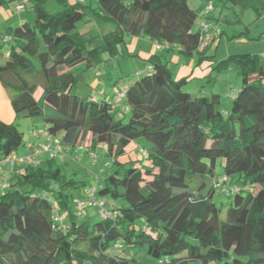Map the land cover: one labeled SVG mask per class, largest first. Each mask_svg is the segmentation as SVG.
I'll return each mask as SVG.
<instances>
[{"label":"trees","instance_id":"trees-1","mask_svg":"<svg viewBox=\"0 0 264 264\" xmlns=\"http://www.w3.org/2000/svg\"><path fill=\"white\" fill-rule=\"evenodd\" d=\"M25 1L33 20L10 26L7 42L3 37L0 43V50L7 45L0 84L11 93L14 114L13 122H0V160L25 145L16 124L21 118L43 122L50 136L75 152L104 147L109 161L96 175V196L116 215L77 216L76 193L91 186L67 177L56 158L45 168L27 165L0 194V264H137L128 252L140 249L159 264H264L260 57L231 55L217 64L206 55L210 43L198 51L200 33L192 29L198 16L188 0H57L63 5L57 15L45 12L47 0ZM87 10L114 27L89 50L93 38L76 30ZM128 37L167 46L147 59L150 72L136 73L139 79L109 100L102 92L72 93L105 54L130 57ZM173 54L196 56L211 72L233 66L241 83L228 93L230 109L222 108L218 95L184 92L189 81L175 80L169 69ZM116 93H124L122 105L113 102ZM219 159L224 165L216 176ZM222 177L226 181L214 187ZM231 177L234 187L225 192L233 197L222 222L213 196Z\"/></svg>","mask_w":264,"mask_h":264},{"label":"rangeland","instance_id":"rangeland-1","mask_svg":"<svg viewBox=\"0 0 264 264\" xmlns=\"http://www.w3.org/2000/svg\"><path fill=\"white\" fill-rule=\"evenodd\" d=\"M75 1L81 2L84 0H69V2ZM244 1L245 2H242L241 5H234L229 0H188L190 8L194 10L198 16V19L193 24L192 29L194 31L199 30L200 22L202 17H204L205 6L209 2L213 6V11L206 20H208V23L211 25V30L219 28L220 26L222 32V34H220L221 39L217 41L218 44H212L211 49V55H214V60L217 64L227 61V57L230 55L251 52L249 49H246L248 48V44H243V41L250 40V38H246L245 36V27L249 28L250 25H252L254 29L250 32V35L254 36L252 38L261 36L264 41V0ZM20 5L23 6V9L18 12L17 7ZM42 6L45 12L51 15H57L63 10V5L57 0H47ZM33 18L32 5L29 2L25 0H3V3L0 6V43L10 26L17 23L31 22ZM217 21H219V26L217 25ZM113 28L112 24L105 23L92 16L89 10L86 11L84 20L79 22L76 26V30L79 33L89 34L93 38L94 42L88 45L87 50L99 46L101 43V35L108 33L113 30ZM259 31L260 33L263 32L260 34ZM1 50L4 54L7 50V45H2ZM262 50L263 48L261 49V52H264V50ZM104 56L105 61L100 64L101 68L100 66H97L96 68L84 72L83 80L73 87L72 93L79 96H84L86 93H94L97 95L96 90L98 88L103 92L111 87L113 88V92H117L128 86V82H130L129 84H132L139 79V77L136 76L135 71L144 68L142 65L143 63L140 62L139 59H134V57H128L127 55L121 54L112 58L108 54H105ZM3 60V58H0V62ZM171 65L169 64L170 70L172 69ZM107 76L111 78L109 82L106 80ZM94 79L99 85L95 87L96 89H91L88 84ZM240 83L241 78L238 71L233 66L228 69L224 66L220 71H213L211 81H208V79L203 80V82L198 80L193 81L190 85L185 86L183 91L195 96L209 97L212 94L218 95L220 96L222 108L224 110H229L232 100L228 96V93L236 90L240 86ZM201 88H203L204 91H201ZM35 98L38 99L39 95H35ZM117 105H122V103H117ZM16 124L18 130L22 133V144H27L29 142L34 144V149L30 152L32 155L33 152L37 151L46 141L41 135V132H43V122H35L29 118H21L16 120ZM33 132L39 135L37 140L31 137ZM139 143L140 146L145 149L148 147L147 143L144 141H140ZM86 148L97 155L96 161L87 160L86 162V159H82L81 152L73 154L74 157L67 156L64 159L61 157L59 158L58 156L56 157V160L61 162L62 165H65V169L62 171L67 177L72 175L78 176L79 178H83V180H85L90 186H93L95 185L94 177L98 175L100 178L101 171L109 160L107 157V151L104 147L97 146L95 150H92L90 147ZM128 149L132 148L130 147ZM49 158L50 157L44 153L37 154L36 156L34 155L36 161L42 162V168H45ZM223 165L224 161L219 159L214 170L216 176L222 174ZM233 181L234 178L231 177L228 185L222 189L216 190L213 196V202L220 209L219 220L222 222L225 221L226 212L233 197V192L229 191L230 194L227 195L225 189L227 187H231L232 189L234 187ZM86 189L87 188L79 190L76 193V196L83 200ZM85 215V218L91 219L97 216V212H94L92 209H87ZM128 253H130L129 255L134 256L137 264H159L155 259L147 256L145 249ZM127 257L129 258L130 256Z\"/></svg>","mask_w":264,"mask_h":264},{"label":"crops","instance_id":"crops-1","mask_svg":"<svg viewBox=\"0 0 264 264\" xmlns=\"http://www.w3.org/2000/svg\"><path fill=\"white\" fill-rule=\"evenodd\" d=\"M242 2H245V1L243 0ZM242 2L239 4H235V5H241ZM189 6H190V4H189ZM217 25L219 26V21H217ZM244 29H245L244 32H245L246 38H250V40L249 41H247V40L243 41L244 42L243 44H248V46H247L248 48H246V49H249L251 52H243L240 54H233V55H242V54L257 55L262 60L263 66H264V52H261L262 48L264 50V41L262 40L263 37L260 36L257 38H252V37H254V36L250 35L251 30H254L252 25H250L249 28L245 27ZM212 31H215L219 35L222 34V32L220 30V26H219V28H215ZM260 31H259V33H260ZM7 32H8V30L6 31L4 37L6 36ZM233 36H231V37H233ZM1 43H2V40H1ZM214 43L218 44V42L215 40H213V42H211L209 44V47H208L207 52H206L207 56L211 55L212 44H214ZM253 49H256V50H253ZM127 52L130 53V55L133 56L134 59H139V61L143 63L142 65L144 66V68L142 70H136L135 71V74H136L138 72L149 73L150 67L148 65L147 59L153 54H159L160 50H157L155 48L153 42L150 41L148 38L128 37L127 38ZM4 54L2 53V50H0V58H3ZM170 60H171L170 65L172 64L171 65L172 69L170 70V72H171L172 77L175 80H180L182 78H186L189 81L187 83V85H190L193 81H196V80L203 82V80L208 79V81H211V77L213 75V72H211V68L208 66L209 65L208 62L203 61L202 63L198 64V61H197L198 59L196 56H193L192 58H185V57H181L177 54H173L171 56ZM0 64H3V61L0 62ZM100 68H101V66H100ZM110 79L111 78L109 76L106 77V80L108 82ZM129 83L130 82H128V84ZM98 85H99V83L95 79L91 80L88 84L89 88H91V89L97 87ZM122 89H124V88H122ZM201 91H204L203 88H201ZM96 92H97V95L94 93L93 94L86 93L84 96L97 97V96H99V93L101 91L98 88L96 90ZM102 93L105 94L104 95L105 99L109 100L114 93L113 88L112 87L108 88L107 90L103 91ZM10 97H11L10 91L6 90L0 84V122L11 123L14 121V114L11 110L10 105H9ZM98 98H100V97H98ZM42 129H43L42 130L43 132H41V135H43V133L45 131L44 125H43ZM31 137L33 139L37 140L39 135L35 134L33 132ZM32 149H34L33 143L29 142V143L25 144L22 148H20L15 153L20 159H22V162H16L12 166H9V165L8 166H0V194L4 193L8 189L7 186L11 183L10 181H11L12 177L14 175L21 174L25 166L33 165V166L41 167L42 162L36 161L34 158H33V160H29L30 157H33L34 155L36 156V151H34L33 154L31 155L30 152ZM75 153L76 152L74 151V149L69 147L68 153L66 155L59 156V158L61 157L64 159L67 156L68 157H72V156L74 157L73 154H75ZM83 158L86 159V162H87V160L88 161H94L93 159H91L89 154H86V153H82V159ZM59 164H61V162H59ZM106 208H109V204L106 205ZM86 209H92L94 212H97L96 208H94L88 204H86ZM85 217H86V215L84 216V218Z\"/></svg>","mask_w":264,"mask_h":264},{"label":"built area","instance_id":"built-area-1","mask_svg":"<svg viewBox=\"0 0 264 264\" xmlns=\"http://www.w3.org/2000/svg\"><path fill=\"white\" fill-rule=\"evenodd\" d=\"M23 9V6H18L17 11L20 12ZM213 11V6L209 2L205 8H204V17H202V20L199 25V33H200V44L198 47V51H202L209 43H211L213 40H216L218 38V34L215 31L211 30V25L208 23V16ZM8 38H4L3 42H7ZM154 46L157 50H160L162 48H165L167 46H162L158 43H154ZM232 96V95H231ZM124 98V93H116L113 97L114 103H119ZM46 142L42 144V146L36 151V155L40 153H44L48 155L50 158H56L61 155H66L68 153L69 147L64 145L61 141V139L57 136H50L46 130L44 131L42 135ZM83 150L82 146H78L76 149V153H79ZM140 155H145L144 150L139 151ZM89 156L91 159L96 161L97 155L94 153H89ZM33 157H30L29 160H33ZM16 162H22V159H20L16 154H11L4 158L3 160H0V166H12ZM95 185L98 181V177H94ZM226 181L225 177H222L214 182V187L219 188L224 182ZM95 185L87 188L84 192V198L83 200H77L75 202V211L77 216L82 217L85 214V208L86 204L96 208L97 215L100 219H114L116 213L106 208L107 201L103 199H98L96 196V189ZM8 187V186H7ZM118 248V246H115Z\"/></svg>","mask_w":264,"mask_h":264}]
</instances>
